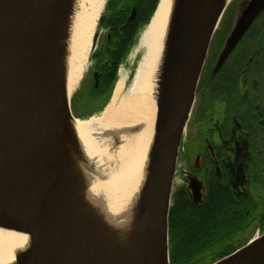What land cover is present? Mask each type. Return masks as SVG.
Segmentation results:
<instances>
[{
  "label": "water",
  "instance_id": "water-1",
  "mask_svg": "<svg viewBox=\"0 0 264 264\" xmlns=\"http://www.w3.org/2000/svg\"><path fill=\"white\" fill-rule=\"evenodd\" d=\"M69 1L23 0L0 25V174L6 177V183L0 185V227L32 236L37 242V249L26 256L18 254L15 257L16 264H37L40 259L45 264H129L125 255L120 257V248L112 250L109 244L100 242L99 236L104 239L111 232L103 225L101 204L97 207L95 204L91 209L83 206L91 200L82 194L86 189L83 176H79V171L69 173L67 167H60L65 163L72 164L64 157L65 146L75 159L86 163L75 135L62 125L64 109L71 118H76L70 108V99L65 106L59 80L44 59L49 45L62 38L57 30L62 29L59 28L60 20ZM217 1L179 0L182 14L176 21L178 27L167 77L156 107L153 146L136 200L129 206L131 210L136 208L141 225L137 222L135 228L144 227L145 238L152 244L150 256L158 264H170L168 215L178 152L209 42L231 0L222 10L217 8ZM106 2L96 21L91 52L106 17ZM158 4L159 0L148 23ZM263 9L264 0L242 3L217 66ZM134 15L135 8L131 10L127 23ZM62 52L60 49L55 55L60 57ZM20 57L36 73L41 92L58 122L50 154L45 150L40 127L33 115L31 88L28 89L15 76ZM136 130L137 127L129 126L113 132L112 147L121 144V135ZM62 157L65 158L64 164H61ZM237 174L241 179L239 170ZM193 189L197 196L196 187ZM141 264L144 263L141 261ZM208 264H264V233Z\"/></svg>",
  "mask_w": 264,
  "mask_h": 264
},
{
  "label": "bare ground",
  "instance_id": "bare-ground-1",
  "mask_svg": "<svg viewBox=\"0 0 264 264\" xmlns=\"http://www.w3.org/2000/svg\"><path fill=\"white\" fill-rule=\"evenodd\" d=\"M228 1L218 0L217 8L222 10ZM22 2L0 0V25ZM104 2L70 0L60 20L59 28L62 29L57 30L62 38L51 43L44 54L45 64L54 70L59 80L65 106L89 64L91 40ZM180 6L179 0H159L157 10L135 45L134 56H139L131 78L125 83V75H119L111 98L100 116L84 120L71 118L65 109L62 112V125L75 135L86 163L75 159L65 146L64 157L72 164L65 163L60 167H67L69 173L79 171V176H83L82 180L86 182V189L82 193L84 198L89 200L99 195L103 209L100 208V212L104 216L102 224L111 232L104 239L99 236V240L109 244L112 250L120 248V257L125 255L129 264H141V261L144 264H158L150 256L152 244L145 238L144 227L135 228L137 222L141 225L138 212L129 206L136 200L153 146L156 107L167 77L178 27L176 21L182 14ZM60 49L63 52L58 57L55 52ZM35 74L20 57L15 76L28 89L31 88L29 94L33 115L40 127L45 150L50 154L54 148L58 122ZM129 126L137 127L135 133L121 135V144L112 148V133ZM65 158L62 157L61 164H64ZM112 166L117 169L113 170ZM87 169L100 176L106 172L107 178L99 181ZM5 183V175L0 174V185ZM257 236L258 233H255L250 240ZM37 248L32 236L0 227V264H16L14 260L18 254L26 256ZM37 264L45 263L40 259Z\"/></svg>",
  "mask_w": 264,
  "mask_h": 264
},
{
  "label": "flooded vegetation",
  "instance_id": "flooded-vegetation-1",
  "mask_svg": "<svg viewBox=\"0 0 264 264\" xmlns=\"http://www.w3.org/2000/svg\"><path fill=\"white\" fill-rule=\"evenodd\" d=\"M236 1L229 4L227 28L217 37L216 28L209 42L193 103L195 146L190 154H183L178 174L182 183L171 196L173 205L174 195L180 194L185 206L196 210L198 215H205L207 210L215 214L218 205L233 210L239 229L235 236L239 240L233 241L234 233L217 239L211 232L209 243L203 244L206 253L224 256L236 250H233L236 243L243 241L241 247L255 233L258 236L264 233V9L217 66L238 10L248 0ZM148 5H151L148 0H107L106 17L89 55L88 83L79 88L80 99L87 108L82 114L90 117L108 102L114 88L113 85L110 90L114 69L118 76L122 63L137 43V29ZM133 8L134 18L127 23ZM132 33L135 41L125 51Z\"/></svg>",
  "mask_w": 264,
  "mask_h": 264
},
{
  "label": "trees",
  "instance_id": "trees-1",
  "mask_svg": "<svg viewBox=\"0 0 264 264\" xmlns=\"http://www.w3.org/2000/svg\"><path fill=\"white\" fill-rule=\"evenodd\" d=\"M156 3L157 0H148V4L151 5L145 7L146 11L141 23L142 25L138 27L137 31L140 30L143 25L148 23L155 9ZM129 37L130 44L125 51H127L135 41L133 33L130 34ZM123 56L124 55H122L121 58H123ZM115 69L110 90L117 78ZM79 105L80 104H78V107ZM205 213V215H198L196 210L185 206L184 199L180 194L176 193L174 195L173 205L170 209L168 218L170 264H208L224 256L221 254L206 253V250L203 248V244L206 242L209 243L212 236L211 232L216 235L217 239L226 237L228 234L231 235V233H234L233 237H235L239 230L236 224V215L230 207L220 205L216 207L215 214H210L209 210ZM242 214L243 213L241 211L240 217ZM212 217H215L214 221ZM214 222L215 226L212 227L211 225ZM242 243L243 241H240L235 245H240Z\"/></svg>",
  "mask_w": 264,
  "mask_h": 264
},
{
  "label": "rangeland",
  "instance_id": "rangeland-1",
  "mask_svg": "<svg viewBox=\"0 0 264 264\" xmlns=\"http://www.w3.org/2000/svg\"><path fill=\"white\" fill-rule=\"evenodd\" d=\"M236 2L237 3V1L236 0H232V2ZM230 3H231V1H230ZM229 3V4H230ZM235 3V4H236ZM227 5V7H226V9L224 10V12H223V15H222V17H221V20H220V22H219V24H218V26H217V29H216V31H215V33H216V37L219 35V32L221 31V30H224V28H227V26H228V24H229V7H230V5ZM235 7H234V9H235V12L237 11L236 10V5H234ZM146 25H144L142 28H140V30H139V34H138V37H139V35H140V33H141V31L144 29V27H145ZM213 41V40H212ZM216 41V39L214 38V42ZM136 42H138V38H137V41ZM137 44V43H136ZM135 44V45H136ZM134 48H135V46L132 48V50L130 51V53L128 54V56H127V59H126V61H124L122 64V66L120 67V71H119V74H118V76H117V79H118V77H119V75L120 74H122L123 76L125 75V77H126V81L128 82L129 81V79L131 78V76H132V73H133V71H134V68H135V65H136V59L138 58V56L139 55H136V56H134ZM89 68V65L87 66V68L85 69V71H84V73H83V76H82V78H81V80L79 81V83H78V85H77V87H76V89L73 91V93H72V96H71V98H70V108H71V111H72V114L76 117V118H79V119H88V118H90V117H93V116H100L101 115V113H102V110H100L99 112H96V113H94V114H92L90 117H89V115L87 116V115H84V114H82V112H83V110H86L87 108H86V106H85V103L84 102H82V100L80 99L81 98V92L79 91V88L81 87V86H85V85H87V83H88V78H87V76H86V71H87V69ZM82 88V87H81ZM83 89V88H82ZM79 91V92H78ZM125 91V90H124ZM78 92V94H77V97H76V93ZM78 104H80L79 105V107H78ZM193 111H194V107H192V109H191V113H190V116H189V119H188V122H187V125H186V128H185V130H184V133H183V136H182V140H181V144H180V148H179V152H178V157H177V161H176V166H175V175H174V177H173V189H172V191H174L175 190V188H176V186L178 185L177 183H176V180L177 179H179V176H178V174H179V168H180V164L182 163V161H183V154H190L194 149V146H195V144L193 143V140H194V138H195V135H196V131L194 130V127H192V123H193ZM79 114V115H78ZM113 148V147H112ZM114 166H116V165H114ZM114 166H112L113 168V170H116L117 168L115 167L114 168ZM110 171H111V169H110ZM94 177H96L99 181H103V180H105L106 178H107V175H106V172L104 173V174H102L101 176L99 175V174H97V173H94V172H92V171H89ZM81 191V190H80ZM106 198V197H105ZM99 199V195H97L96 197H94V198H92L89 202H88V204H83V206L85 205L86 206V208L87 209H91V208H93V206L95 207V204H96V207H97V205H99V204H102L101 203V201H99L98 200ZM106 200H107V198H106ZM99 201V202H98ZM170 204L172 205V198H171V202H170ZM87 214H89V212L87 211ZM239 239L235 236V238H234V242H237ZM246 240V239H245ZM244 244V243H243ZM240 245H242V244H240ZM240 245H235L234 247H233V250L234 249H237V248H239L240 247ZM169 249H170V244H169V237H168V251H169ZM223 257V256H222ZM219 259V258H218Z\"/></svg>",
  "mask_w": 264,
  "mask_h": 264
},
{
  "label": "clouds",
  "instance_id": "clouds-1",
  "mask_svg": "<svg viewBox=\"0 0 264 264\" xmlns=\"http://www.w3.org/2000/svg\"><path fill=\"white\" fill-rule=\"evenodd\" d=\"M176 183H177V184H180V183H182V181H180L179 179H177V180H176Z\"/></svg>",
  "mask_w": 264,
  "mask_h": 264
}]
</instances>
